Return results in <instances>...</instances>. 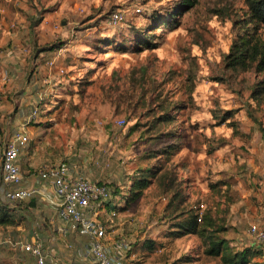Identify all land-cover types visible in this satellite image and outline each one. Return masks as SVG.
I'll list each match as a JSON object with an SVG mask.
<instances>
[{
    "label": "rangeland",
    "instance_id": "obj_1",
    "mask_svg": "<svg viewBox=\"0 0 264 264\" xmlns=\"http://www.w3.org/2000/svg\"><path fill=\"white\" fill-rule=\"evenodd\" d=\"M137 6L142 13L135 11ZM116 9L127 16L113 26L109 21ZM246 9L243 0H196L193 7L180 0H0V78L4 70L11 73L8 84L0 80V100L10 105L3 120L11 117L16 123L15 118L39 106L21 157L27 159L35 150L37 159L46 160L41 167L73 162L91 180L107 182L116 190L111 205L105 203L98 210L99 220L107 227L108 239L128 240V264H223L205 253L206 235H178L177 222L183 217H174L170 195L161 193L156 183L136 199L130 188L139 168L155 170L157 161L145 156L149 146L144 124L152 118L146 115L148 109L162 97L170 101L185 139L184 150L172 165L179 177L191 178L187 182L191 204L199 200L210 207L221 200L208 187L219 180L214 179L217 172L226 169L220 162L223 153L236 156L235 167L237 155H264V107L251 97V88L264 80V71L251 68L236 75L224 61L239 33L236 20ZM172 16L178 22L174 27L162 23ZM261 33L264 37V26ZM55 42L70 49L49 65L51 74L42 60L38 63L39 68L44 66L42 76H34L33 56L41 45ZM27 59L29 77L34 76L30 81L37 79L36 87L44 93L42 102L28 101ZM227 110L233 116L223 121ZM13 126V131L19 129ZM161 160L165 162L164 157ZM23 174L30 181L35 178L34 169ZM8 188L0 183V206L10 204L16 224L0 225V264H35L34 256L16 243L30 241L35 232L49 264L90 262L83 255L90 236L69 228L54 239L53 233L63 226L59 210L45 209L40 202L34 207L25 201L9 203ZM232 190L230 186L234 203L237 191ZM218 207L216 226L227 238L232 204L227 207L223 196ZM112 210L117 211L115 216ZM250 225H232L242 237H228L231 246H257L248 233ZM253 261L264 264L259 256Z\"/></svg>",
    "mask_w": 264,
    "mask_h": 264
},
{
    "label": "trees",
    "instance_id": "obj_2",
    "mask_svg": "<svg viewBox=\"0 0 264 264\" xmlns=\"http://www.w3.org/2000/svg\"><path fill=\"white\" fill-rule=\"evenodd\" d=\"M243 1L247 9L244 16L236 20L239 33L229 52L224 56L225 66L236 75L251 68L257 72L264 71V37L261 33V28L264 26V0ZM180 3L187 5V7H193L196 0H180ZM162 23L174 27L178 22L172 16ZM141 44H146V42H141ZM149 45L151 47L152 42ZM61 46L62 43L58 42L44 44L40 46L38 51L53 50ZM145 73L146 68L143 69L142 75ZM142 94L145 96V91H142ZM251 97L256 100L257 105L264 107V80L251 88ZM172 109L170 101L162 97L157 105L149 108L146 113L152 118L144 124L145 143L149 146L148 155L145 154V156L147 159H155L157 162L154 166L155 170L150 168L138 169L130 188L133 198L140 197L145 189L152 183H156L161 193L165 192L170 195L169 206L173 212H177L174 217L177 219L183 217L177 222L178 235L188 233L206 235L209 241L205 253L219 257L223 264H259L253 261V257L259 253L257 250L252 248L235 249L230 245V241L218 232L216 226L217 211L222 197L224 196L227 207L233 202L229 183L219 180L209 185L212 194H220L221 200L218 203L213 201L210 207L202 202L205 208L201 219L199 216L200 201L191 204L192 198L187 192V180L179 177L172 165L173 159L182 150L184 143V138L176 125V117L171 114ZM232 114L231 110H227L222 116V120L226 121L233 116ZM253 119L257 121L256 118ZM235 131L234 135L238 130ZM163 157L165 162L161 160ZM115 191L114 189V193ZM28 204L32 207L36 205L33 199ZM109 205H111L110 202ZM12 224H16V220L11 214L10 204H1L0 225Z\"/></svg>",
    "mask_w": 264,
    "mask_h": 264
},
{
    "label": "built area",
    "instance_id": "obj_3",
    "mask_svg": "<svg viewBox=\"0 0 264 264\" xmlns=\"http://www.w3.org/2000/svg\"><path fill=\"white\" fill-rule=\"evenodd\" d=\"M135 11L142 13L143 8L137 6ZM126 16L124 10L116 9L111 13L109 23L117 26L126 19ZM54 64L53 59L48 60V65ZM43 100L44 98L41 97L40 101ZM39 113L40 107H34L30 112L29 120H34ZM119 123L124 124L125 120L120 119ZM29 141L30 136L23 127L15 130L6 140L0 134L2 179L9 186L5 196L12 203L46 195L43 191L44 187L23 185L24 174L19 160L22 150ZM37 175L45 182L51 181L55 194L47 196V200L57 207L60 218L65 222L61 232L65 234L69 228H78L82 233L90 236L91 240L84 248L83 255L89 258L91 264H128L127 253L131 248L128 240L108 239L107 227L99 220L98 210L105 206V203L109 204L113 198L114 189L107 182L91 180L81 172L77 164L67 160L40 168L37 170ZM204 208V203H201L200 219ZM110 213L115 216L117 211L112 210ZM248 233L255 241L264 245V221L252 223ZM16 243L22 250L34 256L35 264H49L44 243L40 239Z\"/></svg>",
    "mask_w": 264,
    "mask_h": 264
},
{
    "label": "crops",
    "instance_id": "obj_4",
    "mask_svg": "<svg viewBox=\"0 0 264 264\" xmlns=\"http://www.w3.org/2000/svg\"><path fill=\"white\" fill-rule=\"evenodd\" d=\"M64 47L66 48H63V46H61L57 50L53 49V50H47V51H40L38 54H35V56H33L32 58V62L35 63V71L33 73L34 76H39V77L42 76V73H43L42 67L44 66L40 65V68L38 66V63H42V60H43V63L46 65L45 67L47 68L48 73L51 74L52 72L51 68L53 67H49L48 60L53 59L55 63L58 62L61 59V57L64 55V53L70 49L68 48L69 45H66ZM25 65H26L25 66L26 69L24 71L26 72L25 88L27 90L28 95H30V97L28 96L29 97L28 101H31V102L33 101V103L34 102L37 103V101H39L41 97L45 98V96H44L43 91L41 89H38V87H36L38 83L37 79L30 81V79H33L34 76L32 74L31 77H29L31 73L28 72V69H27V66L29 65L28 59ZM45 79L49 80L48 78H45ZM0 80L4 82V84L5 83L8 84L11 80L10 71L4 70L2 72V76ZM5 108L7 109L10 108V105L8 104V102L4 100H0V110L2 111L1 112V118H2L1 126L3 130L1 136L5 140L9 139L12 136L14 132L13 125H17L19 128H22V127L25 128L28 133L32 130L31 123L35 120H29L30 113H28V115H23V117H17L18 119L15 118L17 120L16 123H12L11 117L8 118L9 121L3 120L5 118V112H4ZM245 136H247L246 133H245ZM183 150H184V144H183L182 150L176 155V157L179 156L183 152ZM252 151L256 152L255 149L254 150L252 149ZM227 155H230V156L233 155V156L229 157ZM222 156L223 158L220 162H222L223 167H225L226 169L224 168L225 170H221L220 172H217V175L214 179L223 180L229 184L231 182V185H230L231 189L237 191L236 192L237 199L234 203H232L231 213L228 218L229 219L228 224L230 225V229L226 237L227 238L228 237L239 238V237H242V234H240V231L238 229H235L232 225H238V227L242 226L243 228L244 224H246L247 222L252 224V223L264 221V155L262 156L257 153L251 154L248 157L247 156L242 157L241 155H237L239 159L238 161L239 166L237 165L236 167L234 166L236 163V159H235L236 156H234V154H228L226 152V153H223ZM19 163L21 164V167L23 168L24 173H26L27 171L29 172L32 169H34L35 178H33L32 181H30L24 176L23 185L44 187L43 191L45 192L46 195L33 198V200H35V204H36L35 206H37L38 202H40L42 206L45 207V209H47L48 207L57 208L56 206L50 204L47 200V196H54L55 194L51 181L45 182L37 175V170L40 168H43L41 166L44 163H46V160L37 159L35 150H32L31 152H29L27 159L25 157L22 158L20 156ZM186 168L188 169V165L186 166ZM184 179H186L187 182L188 181L191 182L190 177L185 176ZM219 180H215L213 182H216ZM0 183H4L2 179L1 163H0ZM208 189L211 190L210 186L208 187ZM31 200H28L25 202L29 203ZM59 217L60 216H58V218ZM60 220L62 221V219ZM64 224L65 222L62 221L61 225L63 226L55 233L56 235L53 233L54 239L60 238V235L62 233L61 230L63 229ZM59 225L60 223H58V226ZM8 238L11 239V236H8L6 239L9 240ZM40 238H41L40 235L37 232H35L33 233L30 241H34ZM30 241H23V242H30ZM255 242L257 243V246H254V244L251 243L250 248H252L253 250H257L259 252L257 253V256L264 259V245L257 241Z\"/></svg>",
    "mask_w": 264,
    "mask_h": 264
},
{
    "label": "bare ground",
    "instance_id": "obj_5",
    "mask_svg": "<svg viewBox=\"0 0 264 264\" xmlns=\"http://www.w3.org/2000/svg\"><path fill=\"white\" fill-rule=\"evenodd\" d=\"M46 44V43H45Z\"/></svg>",
    "mask_w": 264,
    "mask_h": 264
}]
</instances>
